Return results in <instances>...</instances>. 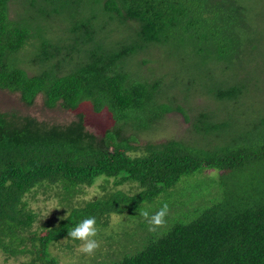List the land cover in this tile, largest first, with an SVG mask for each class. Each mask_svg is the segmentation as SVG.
Returning <instances> with one entry per match:
<instances>
[{
  "label": "trees",
  "instance_id": "trees-1",
  "mask_svg": "<svg viewBox=\"0 0 264 264\" xmlns=\"http://www.w3.org/2000/svg\"><path fill=\"white\" fill-rule=\"evenodd\" d=\"M261 21L245 0H0V90L78 111L64 122L0 111L4 262L264 264V109L235 117L246 85L232 73L262 59ZM149 58L170 71L146 76ZM196 89L219 109L193 106ZM103 111L97 134L89 124ZM173 112L190 122L183 140H138ZM102 177L138 189L75 202ZM55 187L64 213L42 219L30 195ZM176 196L149 231L142 204L154 213ZM91 216L102 243L85 256L68 231Z\"/></svg>",
  "mask_w": 264,
  "mask_h": 264
},
{
  "label": "rangeland",
  "instance_id": "rangeland-1",
  "mask_svg": "<svg viewBox=\"0 0 264 264\" xmlns=\"http://www.w3.org/2000/svg\"><path fill=\"white\" fill-rule=\"evenodd\" d=\"M245 4L247 7H249L252 12H257V14L262 18V21L260 22V26L263 28L264 31V0H245ZM264 44L259 45V47H263ZM262 59L253 61L251 65L247 64H237L236 69L232 71L233 73V82H244L246 85V92L244 93V96L239 100V107L236 111L235 117H242L243 119H246L244 115H246V112L251 115L249 118L254 117L255 115L259 114V111L261 108L264 109V53L259 55ZM257 56V58L259 57ZM148 56H140L141 59ZM260 57L258 59H260ZM150 59V58H149ZM171 67V66H170ZM169 67V68H170ZM136 68V67H135ZM148 68H155L157 73H164L169 72V68H161L158 62H156L153 59H150V61L142 67L143 73L147 74ZM223 76L226 78V73L223 70ZM149 77V73L146 75ZM170 78V76H168ZM199 90H194L192 92L196 93L194 95L195 97V103L193 106L198 107L197 109L202 108H214L219 109L218 105L214 103L213 101L208 100V97L206 95H200L198 92ZM19 95L16 93H10L7 91L0 90V111H9L13 109H23L24 112L30 111L32 114H35L39 117V119H47L51 121H66L67 119H71L75 117L76 112L78 111H66L63 109H55V110H49L46 109V107L43 104L42 97L37 99L35 106L27 107L18 97ZM39 100V101H38ZM226 105V104H225ZM228 107H223L224 110H226ZM233 109L235 107H232ZM244 108V109H243ZM224 110L222 112H224ZM86 112L90 115L92 113V104L88 102L84 107L82 106L80 112ZM187 111V110H186ZM189 114V113H188ZM108 114L106 112H102L101 114H94L92 118V122L89 124V127L92 131H94L97 134H100V132L110 124V121L106 119ZM190 122L185 120V117L182 113L173 112L169 115L168 119L165 120V122H162L159 126V128H154L152 131L149 132H143L139 134L138 140L142 143L145 142H159L167 139H182L185 138V134H187V129L189 127ZM183 140V139H182ZM201 172H198L197 174V184L198 185H204L208 188L211 187L210 179L205 174H203L204 180L200 179ZM208 178V179H205ZM105 178H99L96 182V184L93 187H89L85 189L86 192L83 194H80L79 197H81V201L89 199H92L95 196L101 197L104 193L113 190V189H120L122 191H125L129 194H134L137 187H132V185H123L118 187H113L112 181L106 182L104 180ZM188 179L184 178L179 185L180 188L186 189V186L188 184ZM195 184V185H197ZM36 198L39 200H34V206L38 207L42 212V219L45 215L47 216H61L64 211L63 208H61L59 204V200L61 198V195L59 194L58 189L50 188L45 191V189H42L39 194L35 196L34 193L30 195V198ZM86 197V199H85ZM186 200V198H183ZM76 202V198H75ZM164 202H167L171 207H175L176 204H181L182 200L181 198L173 197V198H167L163 199L161 204ZM159 204V205H161ZM181 206V205H180ZM62 210V211H61ZM64 213V212H63ZM58 216V217H59ZM1 257V256H0ZM0 264H21L20 262H16L13 260L4 262L3 257L0 258Z\"/></svg>",
  "mask_w": 264,
  "mask_h": 264
},
{
  "label": "clouds",
  "instance_id": "clouds-1",
  "mask_svg": "<svg viewBox=\"0 0 264 264\" xmlns=\"http://www.w3.org/2000/svg\"><path fill=\"white\" fill-rule=\"evenodd\" d=\"M80 200L81 197L76 198V202H79ZM138 211L139 216L143 217L148 222L149 231H156L167 223L170 208L169 204L164 202L157 211L150 213L148 210L143 209L142 204ZM112 215L114 216L116 213H112ZM98 235L99 229L97 227V220L94 216L83 219L74 228H71L68 231L70 240L80 241L76 251L85 256H94L101 248L102 242L97 239ZM67 240L69 239H66L65 241Z\"/></svg>",
  "mask_w": 264,
  "mask_h": 264
}]
</instances>
